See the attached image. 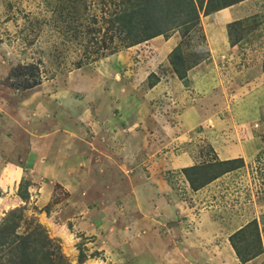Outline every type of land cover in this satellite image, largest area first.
<instances>
[{
  "label": "rangeland",
  "instance_id": "374dc122",
  "mask_svg": "<svg viewBox=\"0 0 264 264\" xmlns=\"http://www.w3.org/2000/svg\"><path fill=\"white\" fill-rule=\"evenodd\" d=\"M233 2L221 23L215 10ZM263 65L264 0H0V264H137L131 248L149 239L168 252L156 264H264V98L242 112L248 72ZM110 130L135 144L109 152ZM89 147L75 174L112 172L110 194L127 188L119 166L183 190L182 169L197 165L201 190H176L185 204L170 230L155 216L150 238L115 239L82 212L90 201H64L62 172ZM166 152L192 160L162 172ZM253 219L261 245L246 227L242 263L229 235Z\"/></svg>",
  "mask_w": 264,
  "mask_h": 264
},
{
  "label": "crops",
  "instance_id": "0c3cea01",
  "mask_svg": "<svg viewBox=\"0 0 264 264\" xmlns=\"http://www.w3.org/2000/svg\"><path fill=\"white\" fill-rule=\"evenodd\" d=\"M217 12L221 14L222 17L221 23L223 24H227L232 18L231 13L227 12V8L221 9ZM248 73L250 74V77L248 78L251 80L246 82L245 86L242 87L243 89L245 88L248 94L244 99V103H242V108H243L242 112H246V114L252 109H254L255 105L258 104V102L262 101V99L264 98V68L261 67L260 70L256 68L249 71ZM182 115H184V113ZM200 115L201 114H198V116ZM195 120H196L195 118H192V120L190 121L187 118L185 120V124L188 125L194 124ZM80 125L84 127V128L81 127L83 129L88 128L82 124ZM110 125L115 127L117 124L115 125L114 123H110L109 121H106L103 118L101 119L96 118L94 128L104 129L107 127L109 128ZM131 127L132 126H129L128 129H130ZM123 130L126 129L123 128ZM113 133L114 132L112 130L108 131V133L106 134L107 135L106 138H104L106 139L105 145H109L112 147L111 150L110 148L107 149L109 152L111 153L117 152L122 145L123 146L128 145V147H132L135 144V140L133 138L126 139L125 136L122 135L120 139H118L115 137L116 135H114ZM72 142L73 141H71V144ZM80 142H84L86 145L87 144L89 145L90 143L89 141H84V140ZM249 143L246 144L247 148L244 149L245 151L251 150L250 147H248ZM133 149L137 150V146H134ZM84 150L77 152H73L72 150L73 155L76 156V159L74 164L71 163V165L69 166H74L75 169L71 170L69 167L70 170H64L62 172V174L63 173L67 174L66 178H69L68 179L69 181H67L68 185H66V183L65 184L63 183L65 190L69 194L67 196L68 198H65L64 201H76L77 199H78L77 201H83V202L90 201L88 205L89 207L91 206V208L82 210V212L84 213L88 212L89 214H97L96 218H98L99 224L103 223L102 226L104 229L106 228L109 229V231L111 230V232H113L112 235H114L115 239L120 237L118 235L119 233L122 232L136 235L137 241L144 240L146 237L150 238V236H152L151 235L152 229L154 230L155 228L153 225L155 224L154 223L155 216L159 217V222H160L159 224H161V226L163 225L161 221L162 222L166 221L167 223L170 222V226H163L166 229L169 228L168 230H170V228H172L174 224L173 220L175 218V215L176 214L179 215L176 209L178 210V208H180L179 206L185 204V201L179 197V194L177 192L185 190L188 193V196L190 197L193 196L195 193H198L199 190H201L200 188L197 190L190 189L187 180L184 183L182 182V186L184 185L182 187L183 190H180L181 186L178 183L172 184L163 177H161L162 178L161 181H158L156 177L157 175L153 176L154 171H150V169H148L149 167H146L141 170L137 169L134 172L131 171L132 172L131 173L130 171H125L119 166V170L123 174H125L124 180L127 182V188L125 185L124 190L126 191L121 193L119 190H122L123 187H119L120 189H118V192H116L117 194L111 193L113 194L111 196L110 190H114V191L117 190L116 187L113 188L110 187L111 186L110 183L115 185V182H113L111 179H108L107 177L110 174L113 175L112 172L109 174L107 173V170L104 172L102 170L100 171L95 170L92 176L84 179H80V177H78V174H75L79 170L75 165L84 164L85 162L89 161L87 153L93 155L91 148L89 150L86 149ZM165 154H167L168 156L167 159L164 157L162 159H159V164L161 165L164 164V166L162 167L163 169L162 172L168 169L171 170V173H174L177 169L179 170L180 167L183 168L184 166H187V164H190V161L192 160L190 156H187L183 152L178 154L166 152ZM50 158L51 160H49L50 164L48 167L52 169L53 168L52 166H54L53 161L55 159H53L54 156H51ZM220 160L222 159L220 158ZM150 161H153V159L151 158L148 159V162ZM78 162H83V163H78ZM130 168L131 170H134V168L132 167ZM162 172L161 174H163ZM153 177H156L155 178L156 180H153L152 179ZM171 177L173 178L174 176ZM221 177H218L217 179ZM173 180L175 181V179ZM59 183L62 182L59 181ZM45 185L51 188L46 183L42 182V186L44 187ZM174 186H177V188ZM71 198H73V200ZM75 220H77V218H75ZM146 226L148 227V230ZM140 237H142V239H140ZM149 242L150 239L148 243L143 242L131 248L133 252L136 254L135 256L136 259L135 258L134 259L138 261L137 264L147 263L144 262L146 259H150V260L154 259L153 264H156L158 262L157 259H159V257H157L158 254L168 253L165 252L164 247L160 248L157 245L154 246L149 244ZM146 252L151 253V255L149 254L150 256L148 257V254ZM167 258L170 259L171 255L167 256ZM169 264H180V263L172 262Z\"/></svg>",
  "mask_w": 264,
  "mask_h": 264
},
{
  "label": "trees",
  "instance_id": "16d2710c",
  "mask_svg": "<svg viewBox=\"0 0 264 264\" xmlns=\"http://www.w3.org/2000/svg\"><path fill=\"white\" fill-rule=\"evenodd\" d=\"M241 1V0H240ZM238 2V1H237ZM236 3V2H235ZM234 2L233 3H229V4H225V6H223V7H221V8H218V9H216L215 11H217V10H220V9H224L225 7H227V6H231V5H233V4H235ZM197 16V15H196ZM198 20V19H197ZM198 23V22H197ZM148 38H146V39H143L142 41H144V40H147ZM139 42H141V41H136V42H134V44H136V43H139ZM263 68H264V65L262 66ZM151 74H153V73H151ZM150 74V75H151ZM150 75H148V77L150 76ZM237 160H241V158H236V159H226V160H219L218 161V163H233V162H235V161H237ZM197 165H192V166H190V167H186V168H183L182 169V173H183V175H184V177L186 178V180H187V182H188V184L190 185V188L192 189V190H197V189H199L200 187H194V185H193V183H194V181H193V179L189 176V174H188V170H197ZM230 170H232V169H228V170H224V171H222L221 173H220V175L221 174H224V173H226V172H229ZM211 180V179H210ZM209 180V181H210ZM208 182V181H207ZM206 182V183H207ZM205 184V183H204ZM251 224H254L255 225V227H256V234H257V240H258V242L260 243V236H259V232H258V230H257V223H256V220L255 219H253V220H251V221H249V222H247L246 224H244L243 226H241V227H239L238 229H236L230 236H229V240L231 241V243H232V247H233V249L235 250V252H236V255H237V257L242 261V263H246L248 260H249V258L248 259H244L243 257H242V252H241V249H240V247L238 246V244H236V241H235V239H238L239 237H241L242 235H243V233H244V231H245V228L246 227H248L249 225H251ZM260 245H261V243H260ZM259 253V252H258ZM258 253H254L252 256H256Z\"/></svg>",
  "mask_w": 264,
  "mask_h": 264
}]
</instances>
